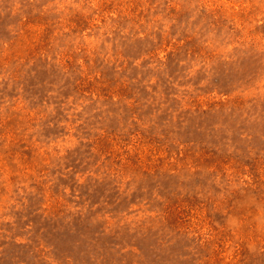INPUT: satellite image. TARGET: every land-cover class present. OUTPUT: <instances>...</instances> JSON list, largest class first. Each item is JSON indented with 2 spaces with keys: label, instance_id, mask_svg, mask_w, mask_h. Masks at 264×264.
Returning <instances> with one entry per match:
<instances>
[{
  "label": "rangeland",
  "instance_id": "rangeland-1",
  "mask_svg": "<svg viewBox=\"0 0 264 264\" xmlns=\"http://www.w3.org/2000/svg\"><path fill=\"white\" fill-rule=\"evenodd\" d=\"M92 2L0 0V264H264V0Z\"/></svg>",
  "mask_w": 264,
  "mask_h": 264
},
{
  "label": "clouds",
  "instance_id": "clouds-1",
  "mask_svg": "<svg viewBox=\"0 0 264 264\" xmlns=\"http://www.w3.org/2000/svg\"><path fill=\"white\" fill-rule=\"evenodd\" d=\"M64 3H65V4H70V3H71V0H64ZM60 5H64V4H60ZM92 6H93V7L95 6V0H93V2H92Z\"/></svg>",
  "mask_w": 264,
  "mask_h": 264
}]
</instances>
